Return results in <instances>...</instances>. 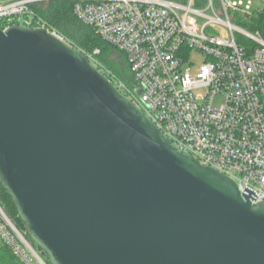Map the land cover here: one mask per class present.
Here are the masks:
<instances>
[{"label": "water", "instance_id": "obj_1", "mask_svg": "<svg viewBox=\"0 0 264 264\" xmlns=\"http://www.w3.org/2000/svg\"><path fill=\"white\" fill-rule=\"evenodd\" d=\"M0 184L49 264H264V201L17 23L0 27Z\"/></svg>", "mask_w": 264, "mask_h": 264}, {"label": "built area", "instance_id": "obj_2", "mask_svg": "<svg viewBox=\"0 0 264 264\" xmlns=\"http://www.w3.org/2000/svg\"><path fill=\"white\" fill-rule=\"evenodd\" d=\"M43 1L0 0L3 28L39 27L68 43L34 12ZM68 1L78 20L124 54L132 82L109 78L115 87L177 150L264 201V0L253 17L240 15L250 10L242 0ZM0 240L19 264H48L1 206Z\"/></svg>", "mask_w": 264, "mask_h": 264}, {"label": "trees", "instance_id": "obj_3", "mask_svg": "<svg viewBox=\"0 0 264 264\" xmlns=\"http://www.w3.org/2000/svg\"><path fill=\"white\" fill-rule=\"evenodd\" d=\"M33 10L50 26L59 31L68 43L88 56L91 63L106 77L110 79L115 77L123 80L127 85H131V73L130 75L127 74L126 70L128 66L124 54L106 43L90 26L78 20L73 14L72 2L68 0L43 1L34 4ZM6 24L5 20H0L1 28ZM96 49L98 52H95ZM116 53L118 54L117 59L112 57ZM0 206L12 223L26 235L24 224L17 214L11 197L1 184ZM37 249L46 259L45 254L39 248ZM6 251L11 254L7 248ZM10 256L13 260L15 259L12 254ZM1 264H4V260H2ZM15 264H19V262L16 260Z\"/></svg>", "mask_w": 264, "mask_h": 264}, {"label": "rangeland", "instance_id": "obj_4", "mask_svg": "<svg viewBox=\"0 0 264 264\" xmlns=\"http://www.w3.org/2000/svg\"><path fill=\"white\" fill-rule=\"evenodd\" d=\"M237 1H240V0H237ZM242 3H243V7H245L246 4H250V10L247 11L248 13L246 15L244 14V12H242L240 14L243 17H248L250 15H252L251 17L255 16L256 7H258L260 4H262V3L259 4L256 0H242ZM253 12H254V14H253ZM219 31L221 32L222 36H224V37L226 36V32L224 30L220 29ZM95 52H98V50L96 49ZM112 57L117 59L118 54L117 53L113 54ZM192 61L198 67L201 63V59H200L199 54H193L192 55ZM126 71H127V74L130 75V71H129L128 67H127ZM8 219H9V217H8ZM10 255L11 254H9L6 251V247L3 245L2 241L0 240V264L2 263V260H4V264H15L16 260L15 259L13 260L12 258H10L11 257Z\"/></svg>", "mask_w": 264, "mask_h": 264}]
</instances>
